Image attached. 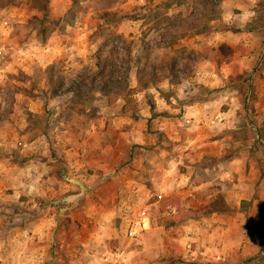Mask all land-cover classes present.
<instances>
[{
    "label": "rangeland",
    "instance_id": "374dc122",
    "mask_svg": "<svg viewBox=\"0 0 264 264\" xmlns=\"http://www.w3.org/2000/svg\"><path fill=\"white\" fill-rule=\"evenodd\" d=\"M220 1L0 0V140L26 149L0 166L32 167L27 187L0 180V200L40 230L4 264H264V107L220 92L254 85L224 79L232 52L208 44L226 26ZM128 90L137 120L121 111ZM159 114L179 144L173 193L148 152L166 137ZM170 196L185 209L221 196L229 211L188 218Z\"/></svg>",
    "mask_w": 264,
    "mask_h": 264
},
{
    "label": "crops",
    "instance_id": "0c3cea01",
    "mask_svg": "<svg viewBox=\"0 0 264 264\" xmlns=\"http://www.w3.org/2000/svg\"><path fill=\"white\" fill-rule=\"evenodd\" d=\"M220 2V7L222 9L221 20L226 26L220 31H216L215 36L208 41V44H210L211 47H218L220 45L228 46L232 52L231 57L226 59L221 56L219 61L221 69L224 71V73L221 74L224 76V79L233 77L234 75H243L247 71L251 76L250 82L254 84L246 89L244 86L245 82L243 78H241L240 81H235V87L230 86L228 83L220 92L230 97L231 101H234V103L230 105L234 104L240 106L246 97L250 95L255 101L258 98V107H264V0H221ZM233 32L236 38H233ZM205 58L212 65H217V58L213 54L209 53ZM2 71H4V69L0 68V73H2ZM257 82L259 84H257ZM223 86L222 84L221 87ZM170 98H173V96H170ZM232 112V107L228 108L226 112H222V114H225L224 117L227 121H230V119L229 116L226 115H230ZM168 118L170 117H163L159 114L153 119V125H159L166 137L160 140L157 138L156 142H152V145L155 146L152 149H148V152H159L162 160L166 162L168 169H165L164 166L160 167L162 177L164 178L158 185L159 187H165L163 188L164 191L170 190V192L173 193L175 190L179 189L182 181L174 179L176 174L173 172H176V170L173 164H175V160H177L175 151L178 150L179 144L175 136H171L172 133L169 132V125H172V121ZM6 121H4V124ZM157 121L160 123L158 124ZM18 140V138H15L13 143L16 149L19 150V146H17ZM26 145L27 143H24L23 147ZM8 146L9 144L4 139L0 140L1 161H8L7 159L11 157H21V155L26 152V149H20L19 153L9 155L11 150L7 149ZM150 147L151 146H149V148ZM44 170H47V168L44 167ZM31 172L32 167L27 161L20 160L9 166L3 164L2 167L0 166V180L9 179L12 184L16 185L20 183L22 186L27 187L29 182L32 181L28 179V175H30ZM170 178L173 179L169 183H164L165 179ZM38 187L39 186H37L33 192H30L29 195L32 193L35 195V191H37ZM8 199L5 197L0 200V264H4L3 258L1 257V254L2 256L4 254V249L14 250V247L18 246L17 244H19L21 240L33 239L34 235H38L37 233L40 232L36 227L38 219L36 217H31L30 213L27 212L20 214V216L18 214L19 212L14 213L17 205L14 202L10 204ZM21 203L22 202H20V205ZM27 203L28 202H26L25 205H27ZM39 221L41 224L48 222L45 218ZM12 254L17 256V253Z\"/></svg>",
    "mask_w": 264,
    "mask_h": 264
},
{
    "label": "trees",
    "instance_id": "16d2710c",
    "mask_svg": "<svg viewBox=\"0 0 264 264\" xmlns=\"http://www.w3.org/2000/svg\"><path fill=\"white\" fill-rule=\"evenodd\" d=\"M132 92L131 90L127 91L126 94L123 96V105L121 107V111L123 114L127 115L132 120H137L139 117L138 109L136 108V104L132 99ZM163 201L167 202V204H171L172 207H175L176 210H180V215H184L188 218H198L202 216H209L212 213H219V212H227L229 211V207L227 206L226 202L221 196H216L213 200L207 202L206 204L199 206L197 208H184L182 206L181 200L179 197L170 196L162 198ZM181 216V217H182ZM202 264H214L204 262Z\"/></svg>",
    "mask_w": 264,
    "mask_h": 264
},
{
    "label": "built area",
    "instance_id": "2783aa9c",
    "mask_svg": "<svg viewBox=\"0 0 264 264\" xmlns=\"http://www.w3.org/2000/svg\"><path fill=\"white\" fill-rule=\"evenodd\" d=\"M144 230V224L141 219L135 221L131 229L128 231L130 237L140 234ZM107 259V258H106Z\"/></svg>",
    "mask_w": 264,
    "mask_h": 264
}]
</instances>
